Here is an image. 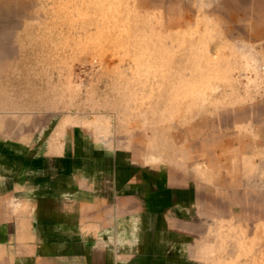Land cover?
Segmentation results:
<instances>
[{
	"label": "rangeland",
	"instance_id": "rangeland-1",
	"mask_svg": "<svg viewBox=\"0 0 264 264\" xmlns=\"http://www.w3.org/2000/svg\"><path fill=\"white\" fill-rule=\"evenodd\" d=\"M8 120L191 187L193 252L264 264V0H0Z\"/></svg>",
	"mask_w": 264,
	"mask_h": 264
},
{
	"label": "crops",
	"instance_id": "crops-1",
	"mask_svg": "<svg viewBox=\"0 0 264 264\" xmlns=\"http://www.w3.org/2000/svg\"><path fill=\"white\" fill-rule=\"evenodd\" d=\"M193 200L83 128L0 122V264H207Z\"/></svg>",
	"mask_w": 264,
	"mask_h": 264
}]
</instances>
